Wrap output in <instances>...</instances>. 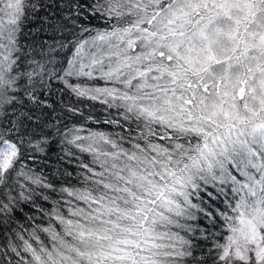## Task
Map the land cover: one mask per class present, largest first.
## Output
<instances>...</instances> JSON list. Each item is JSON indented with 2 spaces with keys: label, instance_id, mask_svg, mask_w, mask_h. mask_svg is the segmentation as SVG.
I'll list each match as a JSON object with an SVG mask.
<instances>
[{
  "label": "snow or ice",
  "instance_id": "6c2138e0",
  "mask_svg": "<svg viewBox=\"0 0 264 264\" xmlns=\"http://www.w3.org/2000/svg\"><path fill=\"white\" fill-rule=\"evenodd\" d=\"M0 264H264V0H0Z\"/></svg>",
  "mask_w": 264,
  "mask_h": 264
}]
</instances>
